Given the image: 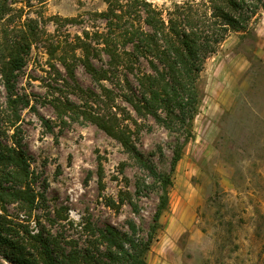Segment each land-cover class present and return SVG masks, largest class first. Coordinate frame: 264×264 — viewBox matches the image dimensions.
Wrapping results in <instances>:
<instances>
[{
	"label": "rangeland",
	"instance_id": "rangeland-1",
	"mask_svg": "<svg viewBox=\"0 0 264 264\" xmlns=\"http://www.w3.org/2000/svg\"><path fill=\"white\" fill-rule=\"evenodd\" d=\"M141 1L162 11L166 20L177 5L196 3L212 18L215 7L225 6L223 0ZM44 2L10 0L7 14L0 15V37H6V31L16 37L36 26L34 20L41 31L15 80L14 95L19 99L11 110L0 74V148H12L26 159L29 193L36 195L30 205L21 197L2 204L5 212L0 205V224L9 221L16 231L4 232L3 237L18 243L29 233L58 241L61 252L88 248L95 257L107 254L99 236L107 228L127 235L126 243L147 242L163 193L155 189L134 198L142 172L132 155L81 114L88 111L81 91L101 93L100 86L81 63H74L72 79L60 62L64 53L72 55L71 45L85 29L93 32L92 27L103 25L86 21L89 14L105 12L108 4L106 0ZM237 2L240 9L231 16L246 22L240 30L228 27L226 39L205 64L193 138L172 174L169 204L144 256L147 264H264V0ZM54 17L78 22L65 24ZM106 59L93 62L101 68ZM118 103L139 125L129 122L139 130L137 149L168 173L175 136L154 118L140 119L129 104ZM66 105L79 108L80 115L69 110L60 116L57 107ZM13 111L18 113L14 126ZM6 165L7 171L13 169ZM14 186L3 183L8 191ZM18 189L26 190L27 185ZM125 248L134 252L129 244ZM6 253L14 262L20 257L0 244L4 264H15L3 257Z\"/></svg>",
	"mask_w": 264,
	"mask_h": 264
},
{
	"label": "trees",
	"instance_id": "trees-1",
	"mask_svg": "<svg viewBox=\"0 0 264 264\" xmlns=\"http://www.w3.org/2000/svg\"><path fill=\"white\" fill-rule=\"evenodd\" d=\"M7 1L10 0H0L1 16L8 12ZM38 1L44 4L46 0ZM237 1L223 0L225 6L215 7L213 18L208 16L203 7L198 8L196 3H190L177 5L166 20L162 11L141 0H106L108 9L105 12L88 15V24L99 22L103 27H92L93 32L85 29L84 36L78 37L71 45L72 55L64 53L60 62L72 79L75 78L74 63H81L100 86L101 93L81 91L87 99L84 108L88 110L81 114L132 155V160L142 172L136 180L134 198L147 196L155 189L163 193L157 206L152 233L147 242L140 239L137 244L136 240L126 243L128 236L112 227L101 230L99 236L106 244L107 254L95 257L88 248L76 249L69 254L61 252L58 241H49L29 233L18 238V243L11 241L4 238L3 233L16 232L13 230L15 226L5 221L0 224V244H5L20 257L14 262L6 253L4 258L15 264H147L144 256L155 238L161 215L169 204L168 189L173 185L172 174L182 159L184 146L193 138V121L202 104L199 83L205 64L226 39L228 27L240 30L246 22V19L231 16L232 11L240 9ZM54 18L65 24L78 22L76 19ZM33 23L36 26L30 25L28 30L21 31L16 37L10 36L7 31L6 37H0V74L8 94L9 110L18 103L19 98L14 95L15 80L26 66L25 57L31 50V42L39 40L41 36L38 21L34 20ZM78 51L81 52L79 56ZM104 57L107 58L105 64L97 68L93 59L103 60ZM104 82H110L112 86L103 85ZM94 99L95 106H90L89 102ZM119 100L129 104L140 119L150 116L159 127L175 136L168 173L160 171L149 157L137 149L139 130L134 131L129 122L135 127L139 125L131 113L119 105ZM77 109L68 105L57 107L60 116L69 110L80 115ZM11 115L16 119L12 124L14 126L18 122V113L13 111ZM6 164H11L13 169L7 171ZM28 174L26 159L12 148H0V205L3 212L5 207L2 204L20 197L25 204L34 203L36 195L29 193ZM4 182H11L15 186L8 191L3 187ZM23 184L27 185V189H18ZM128 200L136 207L132 196ZM131 227L136 233V228L133 225ZM125 244H129L134 252L127 251ZM0 264L4 263L0 261Z\"/></svg>",
	"mask_w": 264,
	"mask_h": 264
}]
</instances>
